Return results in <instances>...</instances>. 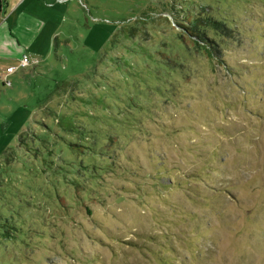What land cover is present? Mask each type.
Wrapping results in <instances>:
<instances>
[{
	"label": "rangeland",
	"instance_id": "1",
	"mask_svg": "<svg viewBox=\"0 0 264 264\" xmlns=\"http://www.w3.org/2000/svg\"><path fill=\"white\" fill-rule=\"evenodd\" d=\"M45 10L0 76V264H264V0Z\"/></svg>",
	"mask_w": 264,
	"mask_h": 264
},
{
	"label": "crops",
	"instance_id": "2",
	"mask_svg": "<svg viewBox=\"0 0 264 264\" xmlns=\"http://www.w3.org/2000/svg\"><path fill=\"white\" fill-rule=\"evenodd\" d=\"M0 1V59H10L8 66L17 63L18 59L26 53L37 56L39 60L42 58L43 61L44 58H50L58 31L51 25L45 9H59L65 0ZM38 18L41 23L33 25L34 19ZM24 30L29 32V36L25 37ZM39 62L38 64H41L42 61ZM35 67V65H29L18 68L20 70L17 69L18 71L16 70L12 77L20 79L30 71H35Z\"/></svg>",
	"mask_w": 264,
	"mask_h": 264
},
{
	"label": "built area",
	"instance_id": "3",
	"mask_svg": "<svg viewBox=\"0 0 264 264\" xmlns=\"http://www.w3.org/2000/svg\"><path fill=\"white\" fill-rule=\"evenodd\" d=\"M21 2L23 0H20ZM39 61V58L37 56H33L31 54H23L19 59H18V62L15 63V64H11V65H8L5 69H4V72H1L0 73V76L3 77V83L5 84V82L7 83H10L8 79V76L10 74H12L13 72H15L18 68H21V67H25V66H29V65H32V64H35V63H38Z\"/></svg>",
	"mask_w": 264,
	"mask_h": 264
},
{
	"label": "trees",
	"instance_id": "4",
	"mask_svg": "<svg viewBox=\"0 0 264 264\" xmlns=\"http://www.w3.org/2000/svg\"><path fill=\"white\" fill-rule=\"evenodd\" d=\"M0 8H1V1H0Z\"/></svg>",
	"mask_w": 264,
	"mask_h": 264
}]
</instances>
